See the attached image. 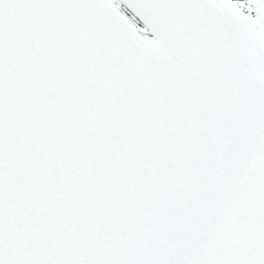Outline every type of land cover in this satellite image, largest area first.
<instances>
[{"label":"snow or ice","instance_id":"obj_1","mask_svg":"<svg viewBox=\"0 0 264 264\" xmlns=\"http://www.w3.org/2000/svg\"><path fill=\"white\" fill-rule=\"evenodd\" d=\"M0 264H264V0H0Z\"/></svg>","mask_w":264,"mask_h":264}]
</instances>
